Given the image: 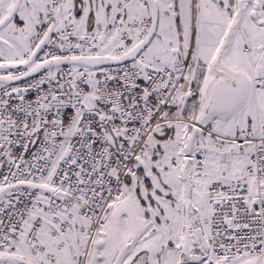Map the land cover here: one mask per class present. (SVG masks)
<instances>
[{"label":"snow or ice","instance_id":"6c2138e0","mask_svg":"<svg viewBox=\"0 0 264 264\" xmlns=\"http://www.w3.org/2000/svg\"><path fill=\"white\" fill-rule=\"evenodd\" d=\"M0 264H264V0H0Z\"/></svg>","mask_w":264,"mask_h":264}]
</instances>
